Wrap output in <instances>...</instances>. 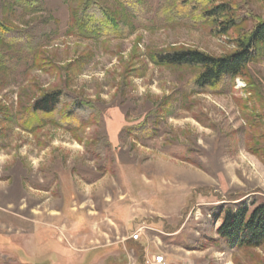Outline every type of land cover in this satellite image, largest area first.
Returning a JSON list of instances; mask_svg holds the SVG:
<instances>
[{"label":"rangeland","instance_id":"rangeland-1","mask_svg":"<svg viewBox=\"0 0 264 264\" xmlns=\"http://www.w3.org/2000/svg\"><path fill=\"white\" fill-rule=\"evenodd\" d=\"M249 1L264 19V0ZM68 13L63 0H46L38 14L9 18L19 29L44 33L49 59L59 68L72 65L67 86L96 103L103 120L82 144L52 127L0 136V264H148L165 254L166 264L264 262V247L235 252L214 242L218 206L264 199V160L247 149L249 127L236 102L247 98L246 83L239 79L233 94L202 95L192 110L181 109L173 101L180 74L147 58L171 48L224 56L235 51V37L140 30L103 48L68 37ZM251 73L264 88V61ZM58 83L56 75L33 70L3 88L0 102L13 112L24 88L33 95ZM166 100L171 114H163L155 138L136 143L122 133L162 111ZM102 138L110 147L98 162L90 143ZM192 152L203 169L187 162Z\"/></svg>","mask_w":264,"mask_h":264},{"label":"trees","instance_id":"trees-1","mask_svg":"<svg viewBox=\"0 0 264 264\" xmlns=\"http://www.w3.org/2000/svg\"><path fill=\"white\" fill-rule=\"evenodd\" d=\"M63 4L69 12L67 36L103 48L127 40L140 30L186 28L202 30L214 37H235V51L224 56L171 48L149 51L147 58L158 68L180 74V87L173 101L185 110H192L196 97L233 94L237 80L242 79L247 98L236 102L249 127L246 146L252 155L264 160V88L251 73L252 65L264 61V19L253 11L249 0H63ZM45 7L46 0H0V92L33 70L56 75L59 80L56 87L39 88L33 95L30 88H24L13 112L9 105L0 102V136L13 128L35 134L52 127L82 144V135L87 130L101 126V108L70 90L67 72L72 65L59 68L49 59L44 33L34 28L19 29L9 18L20 13L38 14ZM133 67L140 72L135 63ZM168 101L158 108L164 111H155L144 122L125 127L122 133L136 143L155 138L163 114H171L172 103ZM90 146L91 157L101 162L110 144L102 138ZM186 160L204 168L195 152ZM213 216L220 223L215 244L235 252L264 247V199L253 200L250 205H221Z\"/></svg>","mask_w":264,"mask_h":264},{"label":"built area","instance_id":"built-area-1","mask_svg":"<svg viewBox=\"0 0 264 264\" xmlns=\"http://www.w3.org/2000/svg\"><path fill=\"white\" fill-rule=\"evenodd\" d=\"M137 236L135 239L137 240ZM148 264H166L165 257L164 256H157L153 258V261L151 263L149 262Z\"/></svg>","mask_w":264,"mask_h":264},{"label":"crops","instance_id":"crops-1","mask_svg":"<svg viewBox=\"0 0 264 264\" xmlns=\"http://www.w3.org/2000/svg\"><path fill=\"white\" fill-rule=\"evenodd\" d=\"M170 256L169 255H166L165 254V261H166V263L168 262V258H169Z\"/></svg>","mask_w":264,"mask_h":264}]
</instances>
